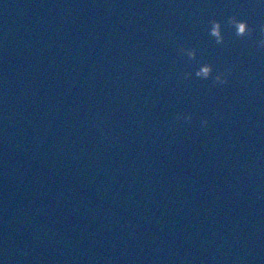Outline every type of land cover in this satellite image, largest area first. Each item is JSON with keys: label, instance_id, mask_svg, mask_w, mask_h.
<instances>
[{"label": "water", "instance_id": "95a60500", "mask_svg": "<svg viewBox=\"0 0 264 264\" xmlns=\"http://www.w3.org/2000/svg\"><path fill=\"white\" fill-rule=\"evenodd\" d=\"M262 39L264 0H0V264H264Z\"/></svg>", "mask_w": 264, "mask_h": 264}, {"label": "clouds", "instance_id": "9594fccd", "mask_svg": "<svg viewBox=\"0 0 264 264\" xmlns=\"http://www.w3.org/2000/svg\"><path fill=\"white\" fill-rule=\"evenodd\" d=\"M210 27L208 29V34L214 38L215 42L217 44H223L225 41V36L223 32V24L219 20H211ZM228 23L235 29V34L238 37H246L251 34L252 29H250L249 24L246 20H239L235 16L229 17ZM259 47L264 48V39L259 41ZM186 51L187 55L190 59H195L197 53L195 49H188V50H182ZM213 67L210 64H203L199 66V68L196 70L195 75L196 77L208 80L210 78H213ZM231 74V69H226L223 73H218L214 77V81L218 85H227L229 83V76ZM191 76V73L186 74V78H189ZM177 120L184 119L188 122H191L192 116L180 114L176 117ZM202 124L207 125L208 121L207 119L202 121Z\"/></svg>", "mask_w": 264, "mask_h": 264}]
</instances>
